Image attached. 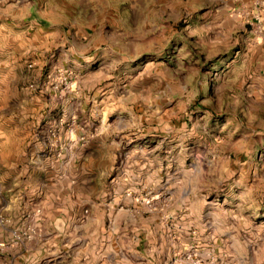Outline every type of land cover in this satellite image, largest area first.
<instances>
[{
    "label": "rangeland",
    "instance_id": "1",
    "mask_svg": "<svg viewBox=\"0 0 264 264\" xmlns=\"http://www.w3.org/2000/svg\"><path fill=\"white\" fill-rule=\"evenodd\" d=\"M262 157L264 0H0V264H264Z\"/></svg>",
    "mask_w": 264,
    "mask_h": 264
},
{
    "label": "clouds",
    "instance_id": "2",
    "mask_svg": "<svg viewBox=\"0 0 264 264\" xmlns=\"http://www.w3.org/2000/svg\"><path fill=\"white\" fill-rule=\"evenodd\" d=\"M206 127V122H205ZM229 145L231 144V137H226ZM118 148L119 145H116ZM216 147V142L213 141V148ZM232 150L231 148L226 151ZM264 158V157H262ZM113 161L115 157H112ZM227 156H220L215 166L210 171L209 175L206 178H201V180L190 189L189 195L192 197V203L195 207L200 208L206 203L207 205V213L209 216V227H212L211 223V212L212 209L220 206V201L222 198H231L234 199L236 196V190L241 188L245 183V172L242 169V166L232 169H224L222 167L223 163L226 162ZM239 172V175H237ZM246 206L245 202H243L239 206V212L244 211V207ZM233 213H229L232 215ZM239 255V250L235 253Z\"/></svg>",
    "mask_w": 264,
    "mask_h": 264
}]
</instances>
